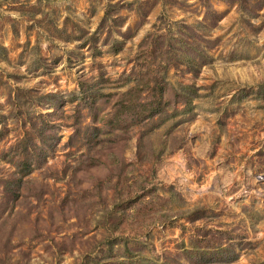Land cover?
<instances>
[{
    "label": "rangeland",
    "instance_id": "obj_1",
    "mask_svg": "<svg viewBox=\"0 0 264 264\" xmlns=\"http://www.w3.org/2000/svg\"><path fill=\"white\" fill-rule=\"evenodd\" d=\"M0 264H264V0H0Z\"/></svg>",
    "mask_w": 264,
    "mask_h": 264
},
{
    "label": "trees",
    "instance_id": "obj_2",
    "mask_svg": "<svg viewBox=\"0 0 264 264\" xmlns=\"http://www.w3.org/2000/svg\"><path fill=\"white\" fill-rule=\"evenodd\" d=\"M83 85V84H82ZM185 89L186 90H193L192 91V93H194L195 94V91H196V89L194 88V87H189V86H185ZM82 90H83V93H85V90H84V88H83V86H82ZM156 90H157V87H154L153 89H152V91L153 92H156ZM190 92V91H189ZM189 95H190V93H188ZM154 95H155V93H154ZM153 95V96H154ZM161 101H162V99H160ZM161 101H159V100H154L153 102H151L148 106H147V108H146V111H144V112H147V113H145V114H139L138 116H137V120H139V119H141V120H148V122H150V121H153L154 120V118H156V117H158V120H160V122L161 123H163L164 122V120L163 119H161V114H162V112H163V108H161V105H162V103H161ZM188 103H190V101L189 102H187V104ZM127 107V106H126ZM125 106H124V108H126ZM129 108V107H128ZM190 109V108H189ZM119 114H117V116H116V119H119L120 118V116H118ZM119 117V118H118ZM113 126V125H112ZM154 129H155V127L154 126H152L151 127V130L150 131H154ZM94 132V134H92L91 136H93V138H95L96 140L94 141L95 143L94 144H96V145H101L102 144V141L103 140H105V139H107L108 137H104L103 138V140H102V137L101 136H107L108 134H112L113 135V132H107V131H104V130H102V129H98V128H95L94 130H93ZM76 132H78V129L76 128ZM102 133V134H101ZM143 139V138H142ZM141 139V140H142ZM91 142V141H90Z\"/></svg>",
    "mask_w": 264,
    "mask_h": 264
}]
</instances>
